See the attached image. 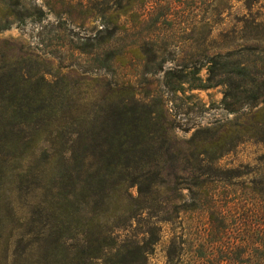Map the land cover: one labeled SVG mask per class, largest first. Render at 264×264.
<instances>
[{
	"label": "trees",
	"instance_id": "trees-1",
	"mask_svg": "<svg viewBox=\"0 0 264 264\" xmlns=\"http://www.w3.org/2000/svg\"><path fill=\"white\" fill-rule=\"evenodd\" d=\"M39 1L0 0V32L40 24L50 14L67 16L73 23L83 21L94 14L93 8L101 17L116 8L121 17L137 23L139 14L146 9L150 14L158 5L157 0H101L107 9H99L88 6L92 0ZM230 2L222 0L220 14L228 12ZM236 2L242 4L243 13L234 18L231 28L216 39L211 29L204 30L205 48L199 58L204 60L202 68L207 67L206 80L196 78L194 72L184 78L172 72L166 76V86L173 92L185 85L191 91L221 86L226 110L254 112L235 140L215 139L217 135L210 140H174L177 126L167 116L165 101L138 95L132 86L121 87L101 76L95 79L103 86L97 96L46 94L45 76L30 70L36 56L24 48L0 51V163L8 160L6 155L21 152L34 124L47 121L46 112L54 111L51 117L62 113L59 126L64 122L71 124L66 128L77 126L76 140H62L48 156L56 159L52 171L57 177L40 231L29 240L0 237V264H152L165 225L203 208L212 212L214 221L222 216L216 196L224 177L220 161L246 142L264 144V13L262 7L257 10L264 0ZM119 29H109L111 36L100 45L115 50ZM239 41L243 44L236 45ZM87 45L77 50L87 54ZM92 71L85 69L83 75ZM96 106L99 113L92 117ZM253 191L264 194V188ZM254 231L259 234L261 226L255 225ZM229 233L223 218L216 239ZM256 237L248 242L252 261L264 264V241ZM229 245L201 264H243L244 245L239 244L235 258H230ZM186 255L185 242L174 237L165 249V264H186ZM201 258L196 256L194 263Z\"/></svg>",
	"mask_w": 264,
	"mask_h": 264
},
{
	"label": "rangeland",
	"instance_id": "rangeland-1",
	"mask_svg": "<svg viewBox=\"0 0 264 264\" xmlns=\"http://www.w3.org/2000/svg\"><path fill=\"white\" fill-rule=\"evenodd\" d=\"M43 2L39 1L40 4ZM157 2L150 14L146 9L138 15L137 23L128 16L121 17L115 12L116 8L108 10L104 17L93 8L91 17L74 23L67 16L50 14L40 24L30 23L0 32V51L24 48L36 56L29 69L32 74L45 76L47 85H43V92L46 94L66 95L69 92L80 99L97 96L103 86H99L95 79L101 76L104 81L121 87L123 84L132 86L138 95L165 101L167 116L177 126L172 133L174 140H210L209 137L216 135L215 139L223 136L225 140H235L254 112L245 109L233 114L226 110L222 104L224 88L221 86L191 91L189 85H185L173 92L166 86V76L172 72L173 76L184 78L194 72L196 78L205 81L207 67L202 68L204 60L199 58L205 48L204 30L209 28L212 37H219L233 26L234 18L243 13L242 4L231 0L230 9L222 15L219 12L222 0ZM101 4V0H92L88 6L107 9ZM259 7L264 13V2L257 10ZM117 28L120 29L113 42L115 50L100 45L101 41L108 39L109 29L116 31ZM86 44L89 53L77 50L78 47L85 48ZM95 46L104 51L94 49ZM135 52L140 58L134 56ZM108 58V65H104ZM85 69L93 71L83 75ZM98 108L100 106L94 108L96 112L92 117L99 113ZM53 114L54 111L46 112L44 118L47 121L34 124L27 133L29 139L23 140L26 146L20 148L21 152L13 151L14 155H6L8 160L0 163L2 240H29V236L40 231L44 222L43 209L45 203L50 202L49 190L57 177L52 171L56 159L48 160V156L62 140L77 138V126L66 128V124L71 125L67 122L59 126L57 120L62 113L51 117ZM219 165L224 177L217 184L216 196L223 217L214 221L212 212L203 208L184 213L177 222L165 225L163 241L151 260L152 264H165V249L174 237L185 242L186 264H195L196 256H203L200 264L206 258L217 257L221 251L227 250L228 244L230 258H235L234 254L240 251L239 244H243V264H254L253 249L248 242L256 236L264 241V194L260 196L253 191L257 187L264 188V144L246 142L223 157ZM132 193L138 196L137 189ZM187 194L184 191L185 200H189ZM223 218L230 233L216 239ZM257 224L261 226L259 234L254 231ZM260 249L263 251L262 246Z\"/></svg>",
	"mask_w": 264,
	"mask_h": 264
}]
</instances>
